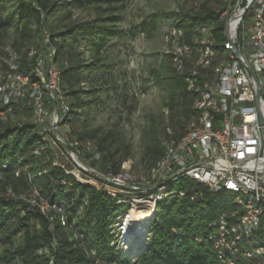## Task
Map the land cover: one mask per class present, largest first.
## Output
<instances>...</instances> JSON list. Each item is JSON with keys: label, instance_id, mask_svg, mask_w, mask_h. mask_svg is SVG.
Masks as SVG:
<instances>
[{"label": "trees", "instance_id": "trees-1", "mask_svg": "<svg viewBox=\"0 0 264 264\" xmlns=\"http://www.w3.org/2000/svg\"><path fill=\"white\" fill-rule=\"evenodd\" d=\"M124 1L73 0L70 5L92 10L93 16L71 20L67 12L59 30H52L47 22L57 6L55 0H19L16 4L3 3L0 8V41L12 29L16 36L12 42L14 59L9 62V58L1 57L0 70L5 74L10 70L29 73L43 52L40 32L45 30L49 45L55 49L51 63L59 71L58 86L69 105L64 119L70 127L69 137L82 144L90 141L99 155L92 161L93 165L102 170L110 167L106 170L113 172L119 171L121 162L128 159L123 156L115 161L116 152L107 151L106 143L113 133L98 135L99 128L76 131L73 123L81 119L85 107L98 102V93L109 95L111 89L117 93L121 88L111 46L126 34L117 25L121 19L120 5ZM224 9V0H193L186 10L172 13L173 26L182 30L186 43H192L199 36L196 30L206 27L215 40L213 48H216L223 40L225 20L221 13ZM158 18L157 14L150 16L142 26L146 33L156 29ZM135 30L134 27L130 30V36H134ZM83 41L89 47L88 56L79 50ZM24 42L38 49L30 56L29 51L34 46L22 48ZM166 57L171 64L162 72L152 70V76L166 84L168 123L162 128V137L159 123L153 118L144 129L146 143L140 160L148 168L164 155V141L180 138L187 131L191 117L198 115L192 108L193 93L185 89L184 74L175 70L170 53H166ZM31 77L34 79L33 75ZM118 95L115 97L126 98L125 94ZM20 101H10L1 107L6 112V117L0 119L1 264H49L46 254L37 253L43 247H52L53 264H222L206 235L213 219L236 208L233 198L222 203L218 201L220 193L193 182L188 186L190 181L179 180L175 187L183 189L185 195L159 202L145 249L133 258L123 257L111 245L112 227L119 210H126L127 204H117V197L90 183L77 181L61 166L55 165L52 149L46 140L43 141L37 127L13 118L14 114H19L18 107H24L25 101ZM127 108L131 111L132 106ZM128 154L126 151L125 156ZM97 160L99 163L95 164ZM33 187L49 204L57 205L58 209L50 210L51 222L29 203L28 193ZM197 192L201 196L191 200L190 196ZM60 216L65 217L63 226ZM261 227L255 232L258 242H264ZM197 236L203 240L197 241ZM53 240L56 241L54 245Z\"/></svg>", "mask_w": 264, "mask_h": 264}, {"label": "built area", "instance_id": "built-area-1", "mask_svg": "<svg viewBox=\"0 0 264 264\" xmlns=\"http://www.w3.org/2000/svg\"><path fill=\"white\" fill-rule=\"evenodd\" d=\"M227 7L232 8L229 36L234 43V58L232 64H227V69H220V65H215L216 54L214 59H211L210 76L205 78L208 91L203 104L204 124L199 127L205 128V137L180 146L174 161L166 166L156 183L148 188L156 189L159 180L188 173V186L191 185V176H198L209 181L208 189L211 192L219 185L245 186L254 189V196L264 198V0H229ZM204 29L207 30L206 27ZM44 42L45 52L40 53L36 72L46 77L50 98L42 99V93L37 92L33 83L21 84L19 75L13 83L14 88H18V95L14 96V99H22L21 90L25 88L27 91L28 88L29 95L32 96L24 101L29 105L36 121L31 123L47 127L44 133L49 134L58 128L63 101L58 96L54 82L56 71L48 70L49 41L46 31ZM208 46L207 31L201 49H207ZM179 49H182V55L187 54V43L184 40ZM214 72H226V79L213 80ZM1 90H7L3 83ZM12 99L6 98L2 105L8 104ZM45 103L51 107L52 122H44L47 118ZM51 141L54 144L60 142L58 138L53 137ZM54 164L61 166L75 178L78 177L73 170H77L85 175L82 180L93 181L98 186L140 189L123 183L126 177L115 176L111 171L99 174L87 170L85 166L74 165L66 168L62 163L54 161ZM252 198L249 197L248 202ZM238 215L239 223L252 227L253 211ZM218 220H221V217ZM217 233L222 235V232ZM247 251L250 252L253 264L255 259H262L263 249L251 248Z\"/></svg>", "mask_w": 264, "mask_h": 264}, {"label": "bare ground", "instance_id": "bare-ground-1", "mask_svg": "<svg viewBox=\"0 0 264 264\" xmlns=\"http://www.w3.org/2000/svg\"><path fill=\"white\" fill-rule=\"evenodd\" d=\"M224 3L225 9L221 13V17L225 20L223 40L219 43L218 47L213 48V46L215 45V40L212 38L209 30H205L204 27L196 30L199 36H195L196 38L192 43H187L186 55H182V49H179V46L183 44V32L181 31V29L173 28L172 30H170L168 35H166L167 42L170 45V51L168 50V53L171 54L173 66L177 72L184 74L185 89L193 93L192 108L198 111V115H194L195 117L193 118L191 117L187 131H185L180 138L176 140L173 138L168 140V138L166 137L167 140L164 142V155L156 161L155 165L147 170V176L145 175L146 177L144 176L143 179L140 180L136 186H134L135 188L140 189L133 190L103 187L95 185L93 181H84L82 179L76 178L77 181L79 180L80 182L90 183L94 185L96 189L105 191L112 197H117V204H127L126 210H119V214L115 217V222L112 227L113 240L111 241V245H114L116 249L120 253H122L123 257L132 258L129 255L130 251L136 253L137 250H141L142 252L145 249V246L149 242L151 235V224L153 223L158 212L157 204L176 196H184L186 193L183 189L175 187V184L179 180H188V173H180V175H175L163 180H159L158 187L156 189L148 187L154 185L157 181V178L160 177L165 171L166 166L174 161V157L179 151L180 146L187 145L191 141H196L198 138L205 137V128L199 127L201 124H204L203 104L204 96L208 91V83L205 78L207 76H210L211 59H214L216 54L215 65H220V69H227V64H232L234 58V43L232 37L229 36L230 22L232 20V8L227 7V4H229V0H224ZM44 31L45 30H41L40 32L41 43L44 47L43 52H45ZM207 31L209 33V46L207 47V49H201V43L206 40ZM47 40L49 41L48 33ZM54 51L55 49L49 45L48 70L56 71L54 73V82L58 91V96H60L63 101L62 112H60L58 118V121L60 120L61 122H58V127L59 125H64L66 128H68V124L64 122V119L66 118L69 105L64 100L58 86L59 71H57V69L51 63V58L54 54ZM32 53V50L29 51L30 55ZM11 68L14 69V66H12ZM36 71L37 63L35 64L34 68L27 74H21L14 70H10L5 74V72L0 70V88L2 86V83L3 87L7 88V90L0 91V107L2 106V103H4L6 98H14V96L18 95V88H14L13 83L18 75L20 76L21 84H35L37 92L42 93V99H49L50 90H47L46 77L43 74H38ZM32 75L34 79H32ZM220 79H226V72L213 73V80ZM9 80H12V83H6ZM14 100L20 101L21 99ZM14 100L12 99L11 101L16 102ZM9 102L10 101H8V103ZM3 111L5 112V110ZM30 112L32 115V111ZM39 134L43 138V141H45L44 135H49L48 133ZM65 140H69L68 134L65 136ZM69 141L71 142V144L78 145L79 147L84 146L86 148H88L90 142L87 141L82 144L71 138ZM49 146L51 147L50 143ZM35 153L38 152L35 151ZM96 155L98 158L99 155ZM127 161L129 160H124L121 162V164L119 163V171L113 172L112 170H106L110 167L106 168V171L102 169H100V171L102 173H109L111 171L115 174V176L126 177L127 171L124 169L123 165ZM92 168L94 169H90L92 172L98 173L96 172V170L99 171V168H96L94 165L92 166ZM191 182L209 188V181L199 178L198 176H191ZM38 191L33 187L31 192L29 191L30 193H28V198H25L28 199L31 205L36 206L38 210L51 222L52 217L50 215V210L57 208V205L49 204L45 199L40 197ZM8 192H10V190H8ZM212 192H229L235 195L233 202L236 208L230 211L222 212L215 219H213L209 226L210 230L206 235L207 240L210 241V244L220 262L222 264H253V260L250 257V252L247 251V249L251 248L263 249L262 259H264V242H258V237L255 233L257 230H259L258 228L260 226H262L261 228L264 230V198H260V196H254V189H249L245 186L219 185ZM198 196H201L200 193H194L190 196V199L194 200ZM249 197L253 198L248 202ZM130 211L131 213H129ZM249 211H253L252 227L248 226V224L239 223L238 213ZM220 217L221 220H218ZM60 222L63 226L65 224V217L60 216ZM211 230L216 232H211ZM217 232H222V235L220 236V233ZM196 240L202 241L203 237L197 236ZM55 243L56 241L53 240L52 245H54ZM51 252L52 247H43L40 248L37 253L46 254L49 257V264H53ZM262 259H255V264H262Z\"/></svg>", "mask_w": 264, "mask_h": 264}, {"label": "rangeland", "instance_id": "rangeland-1", "mask_svg": "<svg viewBox=\"0 0 264 264\" xmlns=\"http://www.w3.org/2000/svg\"><path fill=\"white\" fill-rule=\"evenodd\" d=\"M18 1L0 0V8L3 7V3L9 5L10 3L16 4ZM55 1L57 6L47 20L48 26L52 30L60 29L62 19L67 12L71 20L88 19L93 16L92 10L86 11L72 4L70 5L73 0ZM192 3L193 0H125L120 5L122 6L120 11L121 19L117 25L126 34L117 41H113L111 55L117 62L114 70L121 88L117 93L111 89L109 95H106L105 92L98 93V102L85 107L81 119L73 123V128L76 131L99 128L98 135L108 131L113 133L112 138L106 143L107 151L116 152L114 154L115 161L123 156L128 157L127 160L129 161L123 165L127 171V176L123 183L127 185L136 186L148 174L147 170L149 168L140 158L146 143L144 129L150 123L151 118L159 123L160 137L164 133L162 128L167 126L169 112L165 105L167 99L166 84L160 79L158 81L155 80V77L152 76V70L158 69L162 72L169 63L171 64L166 57V53L170 51L166 35L174 28L172 13L186 10ZM152 14L159 15L157 27L153 32L146 33L142 26L148 22ZM133 27L136 28L134 36H130V30ZM15 38V32L12 29L0 41V58H9V62L14 59L13 54L15 52L12 42ZM27 46H34L33 53L35 49H38L35 48L36 45L27 44L26 42H24L22 48ZM79 48L85 56L89 55V47L85 45L84 41L79 45ZM6 83L10 84L12 80ZM24 89L20 93H22L21 98L23 101H26L32 95H29L28 88H26L27 91ZM119 93L125 94L126 98H116V94L118 95ZM123 100L126 102L122 103ZM16 102L21 103L18 100ZM23 105L24 107H18L20 110L19 114H14L13 118L15 120L22 119L27 122H36L31 115L29 105L26 102ZM44 106L47 112V118L44 122H52L51 107L48 103H45ZM127 106H132L131 111H129ZM5 117L6 112L0 107V119ZM58 122L61 121L59 120ZM33 124L37 127L39 133L44 134V131L47 130L45 126ZM62 126L59 125L57 129L51 131L52 133L49 132V135H44L45 140L47 139L48 141L50 139L48 142L52 146L54 161L62 163L66 168L80 165L82 167L85 166L84 168L88 170H94L92 161L98 159L95 146L91 142H89L88 148L71 144L69 141L70 127ZM65 133L66 135L68 134L69 140H65ZM50 137L58 138L60 142L54 144ZM126 151L129 154L125 156ZM97 163H99L98 160L95 161V164ZM88 172L91 173V171ZM96 172L102 174L100 169L99 171L96 170ZM73 173L79 179H84L85 175L83 176L77 170H73ZM232 195L229 192L220 193L218 194V201L227 203L232 198L234 199L235 195ZM139 254L140 252H136L134 257Z\"/></svg>", "mask_w": 264, "mask_h": 264}, {"label": "water", "instance_id": "water-1", "mask_svg": "<svg viewBox=\"0 0 264 264\" xmlns=\"http://www.w3.org/2000/svg\"><path fill=\"white\" fill-rule=\"evenodd\" d=\"M257 86H258V84H257ZM137 252H141V250H137ZM135 254H136V253L133 252V251H130V253H129V255H130L131 257H134Z\"/></svg>", "mask_w": 264, "mask_h": 264}]
</instances>
